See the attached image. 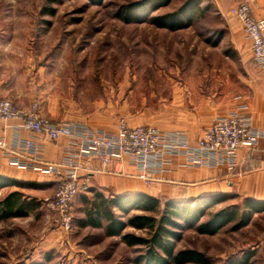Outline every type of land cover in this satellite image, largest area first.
Instances as JSON below:
<instances>
[{"label": "rangeland", "instance_id": "374dc122", "mask_svg": "<svg viewBox=\"0 0 264 264\" xmlns=\"http://www.w3.org/2000/svg\"><path fill=\"white\" fill-rule=\"evenodd\" d=\"M139 1L0 0V75L14 86L29 84L32 104L39 109L56 106L63 118L115 131L121 120L171 129L198 113L204 98L237 94L245 76L261 71L230 47L233 17L217 0H203L198 18L179 30L158 27L150 19L124 21L121 9ZM188 1L174 0L153 16L175 13ZM15 190L40 208L28 217L0 221V264H144L138 259L149 247H129L122 236L146 239L149 231L131 227L114 237L106 232L107 222L102 228L79 226L87 209L82 198H93V192L73 199L67 222L48 205L56 185L1 189L0 200ZM159 199L163 211L170 200ZM244 202L227 196L200 225L223 209L242 213ZM115 213L124 222L142 214ZM252 216L247 227L235 230L233 222L214 235L202 234L198 226L173 229L180 236L171 241L176 251L196 250L211 264H229L250 251L255 254L249 264H264V211Z\"/></svg>", "mask_w": 264, "mask_h": 264}, {"label": "built area", "instance_id": "2783aa9c", "mask_svg": "<svg viewBox=\"0 0 264 264\" xmlns=\"http://www.w3.org/2000/svg\"><path fill=\"white\" fill-rule=\"evenodd\" d=\"M243 27L252 45L253 62L264 74V19L257 18L248 0L228 10ZM21 109L12 101L0 98V121L17 124L0 131V150L10 162L24 169L38 171L56 178V195L48 200L54 211L61 213L63 221L70 222L73 199L87 188L89 175L97 173L94 163L110 174L135 177L147 185L162 180L157 175L173 165V157H182L184 167H211L236 163L237 151L255 150L264 132L254 128L251 118L241 111L219 117L205 129L201 137L192 142L180 131L166 132L151 126H130L126 120L118 123L114 133L93 129L87 124H54L40 115L39 105ZM246 107L241 110L244 111ZM13 130L9 141L5 131ZM43 135L51 141L68 138L61 162L43 161L33 140L21 141L19 132ZM130 164L137 175H128L118 165Z\"/></svg>", "mask_w": 264, "mask_h": 264}, {"label": "crops", "instance_id": "0c3cea01", "mask_svg": "<svg viewBox=\"0 0 264 264\" xmlns=\"http://www.w3.org/2000/svg\"><path fill=\"white\" fill-rule=\"evenodd\" d=\"M244 0H217L222 11L227 12L231 7L240 4ZM255 17L264 19V0H248ZM230 24V47L240 56L244 57L248 63L253 62L252 45L246 38L243 27L239 21L233 17ZM14 82V81H13ZM12 80L0 75V98L13 100L21 109H29L34 101L35 94L30 85L14 86ZM244 88L237 94L215 97H206L200 106L198 113L190 115L185 122L173 125L171 129L161 131H180L188 135L194 143L204 133L205 129L211 126L219 117L228 116L232 112L241 111L248 115L254 128L264 132V74L245 76ZM246 107L244 111L241 109ZM60 110L55 106L40 105V115L51 120L54 124L81 123L74 119H67L57 114ZM17 121L12 120L5 124L0 121V131L5 126L12 128ZM93 129H101L114 133L113 128L95 126L88 123ZM9 141L12 140L13 130L5 131ZM21 141L33 140L41 159L50 163L61 162L64 158L68 138L61 137L56 141H51L43 135L31 132L20 131ZM237 160L234 164H225L211 167H184L182 157H173V165L167 171L156 176L162 180L154 184L147 185L141 179L129 177L127 175L110 174L101 170V164L94 163L97 173L89 175L86 181L85 191L102 192L107 197L116 198L137 193H147L157 199L165 198L170 201L203 200L207 197H217L218 195H237L243 200L248 198L257 201H264V137L259 139V145L255 150L248 148L237 151ZM128 175H137V171L132 165H118ZM0 176L16 179L24 183H36L46 187L55 186L56 178L34 170H27L10 162V158L3 150H0Z\"/></svg>", "mask_w": 264, "mask_h": 264}, {"label": "trees", "instance_id": "16d2710c", "mask_svg": "<svg viewBox=\"0 0 264 264\" xmlns=\"http://www.w3.org/2000/svg\"><path fill=\"white\" fill-rule=\"evenodd\" d=\"M93 3L101 4L102 0H90ZM174 0H142L138 3L125 6L119 12V16L127 22H137L150 19L151 23L161 28L179 30L184 27L185 22H193L203 11L201 3L203 0H189L181 9L169 15L153 16L154 12L167 8ZM53 14V11H49ZM18 187H42L31 182L24 183L16 179L0 176V190L5 188ZM226 195L203 198L200 203L195 200L188 201H166L163 211H160L162 203L147 193H137L116 198L107 197L102 192H94V197H83V203L87 205L84 211L86 218L79 221L81 228L91 226L102 228L107 222L105 229L111 236H122L127 228H135L139 231H149V238H142L137 235H123L124 242L129 246H148L145 256L138 259L144 264H211L204 254L190 249L176 251L171 239H179V234L173 229L194 228L202 234H217L218 230L235 222L234 229L239 230L250 223L252 215L264 211V201H257L248 198L244 200V211L239 212L238 208L223 209L214 214L206 223L200 225L203 216L212 207L218 205L226 198ZM197 203V202H196ZM39 202L30 196H25L20 191L10 192L0 200V221L15 219L17 217H28L30 213L39 209ZM116 210L125 215L132 211H140L142 214L132 215L128 222L117 218ZM157 216H160L158 218ZM254 251L248 252L242 258L229 264H249L254 256ZM36 264H47L36 263Z\"/></svg>", "mask_w": 264, "mask_h": 264}]
</instances>
